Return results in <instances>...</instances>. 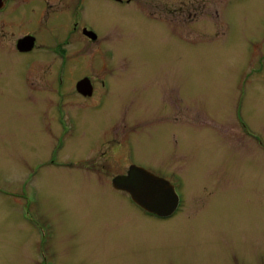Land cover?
Returning a JSON list of instances; mask_svg holds the SVG:
<instances>
[{"label":"rangeland","instance_id":"rangeland-1","mask_svg":"<svg viewBox=\"0 0 264 264\" xmlns=\"http://www.w3.org/2000/svg\"><path fill=\"white\" fill-rule=\"evenodd\" d=\"M190 13L187 37L129 32L114 16L93 15L121 86L102 110L63 121L71 138L55 133L53 91L25 87L20 63L13 70L0 58V264H264V81L229 36L194 35L203 22L214 26L210 13ZM71 62L78 75L92 68L84 63L100 67ZM144 77L155 99L141 103L148 116L137 135L124 115L137 112L128 102ZM112 128L135 145L137 163L169 174L181 205L173 217L135 216L110 188L124 161L118 148L96 147ZM61 140L68 167L51 161Z\"/></svg>","mask_w":264,"mask_h":264},{"label":"flooded vegetation","instance_id":"flooded-vegetation-1","mask_svg":"<svg viewBox=\"0 0 264 264\" xmlns=\"http://www.w3.org/2000/svg\"><path fill=\"white\" fill-rule=\"evenodd\" d=\"M193 6L202 16L210 13L214 22L213 27L207 21L199 24L198 28L193 29L194 35L209 41L229 36L234 48L244 53L248 69L260 71L264 81V0H0V58L9 59L13 70L16 62L20 63L19 72L25 87L36 88L39 85L53 91L57 126L55 133H60L65 139L71 138L72 130L66 131L63 121L75 119L77 111L102 110L111 99L113 91L121 86L119 72L117 74V70L111 68L116 62L115 54L106 49L100 30L91 22L93 15L102 11L107 20L109 16H114L122 21L129 32L137 28L145 34L151 32L152 28H157L165 35L187 37L185 34L189 29V17ZM103 21L102 27L107 22L104 19ZM208 36L213 38H207ZM81 57L100 64V67L94 69V65L84 63L88 69L92 67L90 71L82 75L76 74L75 64L78 63L71 61ZM124 62L125 60H121L120 64L125 66ZM171 64V60L167 61V66L171 67ZM5 74L7 76L8 72ZM140 85L143 86H139V99L135 100L131 95L134 101L128 102V104L134 102L136 107L139 106L137 112L131 115L126 111L124 115V120L135 126L134 131L137 135L141 121L147 122L145 117L148 116L146 107L141 103L145 98H149L150 101L155 99L154 90H149L151 87H147L145 77ZM135 91L138 92L137 89ZM40 95L43 94L39 93L38 96ZM169 95L164 101H168ZM241 97L246 105L249 99L248 92L243 93ZM56 111L59 113L58 116ZM171 113L172 110L169 109V117ZM216 118L214 117L213 122ZM231 118L239 123L236 117ZM151 123L148 119V124ZM239 126L243 134L251 135L246 124L239 123ZM115 132L112 128L106 143L96 147L100 150L107 144L110 149L118 148L121 161H124L125 171L111 178L110 188L115 194H123L126 202L133 205L125 208L132 210L135 216L137 210H141L147 217L162 218L140 207L128 192L113 186V179L127 175L133 165L144 167L155 175L169 180L167 172L161 173L162 171L156 169L153 171L137 163L138 161L133 158L135 145L129 140L124 143L117 141ZM57 146L60 148L57 150L56 147L54 153H51V161H66L65 157H59L60 153L67 149L66 143L61 140ZM70 164V161H66L60 167H68ZM180 207L181 205L177 211ZM43 261L45 263L43 259L37 264H44Z\"/></svg>","mask_w":264,"mask_h":264},{"label":"water","instance_id":"water-1","mask_svg":"<svg viewBox=\"0 0 264 264\" xmlns=\"http://www.w3.org/2000/svg\"><path fill=\"white\" fill-rule=\"evenodd\" d=\"M113 186L130 194L135 203L161 217L173 215L180 202L175 186L148 170L133 165L127 175L113 179Z\"/></svg>","mask_w":264,"mask_h":264}]
</instances>
